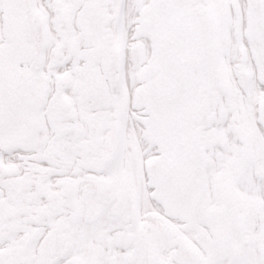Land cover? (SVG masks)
Returning <instances> with one entry per match:
<instances>
[{"label":"snow or ice","instance_id":"1","mask_svg":"<svg viewBox=\"0 0 264 264\" xmlns=\"http://www.w3.org/2000/svg\"><path fill=\"white\" fill-rule=\"evenodd\" d=\"M0 264H264V0H0Z\"/></svg>","mask_w":264,"mask_h":264}]
</instances>
